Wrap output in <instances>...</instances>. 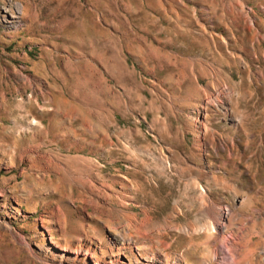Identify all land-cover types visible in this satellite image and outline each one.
Masks as SVG:
<instances>
[{
	"label": "rangeland",
	"instance_id": "1",
	"mask_svg": "<svg viewBox=\"0 0 264 264\" xmlns=\"http://www.w3.org/2000/svg\"><path fill=\"white\" fill-rule=\"evenodd\" d=\"M212 87L231 109L209 110L203 149ZM190 184L264 219V0H0V264H93L111 229L199 264L218 204Z\"/></svg>",
	"mask_w": 264,
	"mask_h": 264
},
{
	"label": "bare ground",
	"instance_id": "2",
	"mask_svg": "<svg viewBox=\"0 0 264 264\" xmlns=\"http://www.w3.org/2000/svg\"><path fill=\"white\" fill-rule=\"evenodd\" d=\"M211 91L213 92L214 97L210 96L209 98L205 99V102L200 104L201 107L199 108V113H200V116H202V118L201 119L197 118V120H196V123L197 122L199 123L197 125L198 131H197L196 135L198 138H200L201 148H203V149H206L209 147H212V148L217 147V143H216L215 138H214L215 137L214 131L212 128H210L208 126V120H209V116H210L209 110H214L215 112L219 110V111L223 112L224 114H227L230 112L229 109H231L228 106V104L230 103L231 97H232L231 95L233 94V90L231 88L225 89L224 93H220V92L218 93L214 87L211 88ZM232 126H233V129L241 131L242 119L237 120V121L235 120L233 122ZM206 133H210V136H211L210 141H206L204 139V134H206ZM233 142H235V141H233L232 136L229 135L228 137H226L224 145H223V147L230 153L233 151ZM218 175H220V174H218ZM227 177H229V176H227ZM210 178H211L210 182H212L213 184H215L217 182L216 180L218 178H216V180H214L215 175H211ZM221 180L223 181V177ZM220 181H218V182H220ZM228 182L229 181H227V180L225 183L223 182L222 188L226 191H231V190H233V188L231 186L232 182L229 184H228ZM198 185L197 184H190L189 188L194 189L199 193L198 195H199L200 202H203V203L208 202V203H211L213 205L218 204V207H216L217 208L216 213H213L214 216H212L211 219H209L208 224L204 228H202V230H201L203 235H205V237L203 236L205 239L203 242H205L206 245H209L210 251L208 250V252H209L208 256H206L203 259L201 258V260H199V264H216L218 261L217 259L218 258L220 259L223 256H225L228 259L227 264H233V263L235 264L236 258H238L239 254H240V248L238 246L236 248L235 243L233 241L236 238H239L242 240V250L244 249L245 252L252 258V261L254 262V264H264V221H263L264 219L263 220L260 219L262 216L259 218L258 215L260 212L259 213L255 212L258 215L256 214L257 218L254 222L251 220H249V221L246 220L247 218L244 220L243 213L239 210L234 209V207L232 206L234 204L231 205L228 202H226V200L222 198L223 196H220V198H218L217 200L211 199L210 198L211 196L209 197L207 192L200 187L201 185L200 186H198ZM217 185L219 187L221 186L219 184H217ZM263 192H264V189H260V191L253 192V195L261 197L262 195H264ZM251 195H252V193H251ZM246 196L249 197L250 195L248 196V195H244L242 193L236 195V198L239 201L238 205H241L242 203H246V200H247ZM213 202H215V203H213ZM253 216H255V215H253ZM173 225H174L173 222H172V225L165 223L163 228H162L163 232L166 230H169V229H175V227ZM190 227L185 226L184 228L181 229V232L184 235H189V236H190V234L199 232L198 230L190 229ZM226 231H230L231 236L234 239H231L232 237L230 239L224 238V235H226L225 234ZM124 236L125 235L123 234L122 230H115V229L108 230L107 236H106V241H105L106 245H99L94 250H92L91 247H88L87 258L90 259L93 264H169L168 263L169 262L168 257L170 255L167 257V256L161 254L160 252L156 251V250H155V252H152V251L146 249L148 247L144 246V248H143L142 247L143 245L138 246L137 245L138 241L136 242V241L132 240L131 238H125ZM156 242H157V240H156ZM131 244L135 245L134 250H132V251L130 250V247H129V246H131ZM148 244H149V242H148ZM150 244H152V243H150ZM164 244H166V243L164 242L162 244V247ZM165 247H166V245H164V248ZM168 247H169V245H168ZM105 248H107L109 250L108 254L104 257L103 261H98V257H97L98 252L103 254V251ZM142 248L146 250V253L138 254L139 251H141L140 249H142ZM60 249L63 251V254H61V256H60L61 261L63 258H66V255H65L66 253L73 254L75 256L79 254V250L72 249L68 246L61 247ZM155 249H158V248H155ZM122 252L128 253L129 261H127V262L123 261V259L121 257ZM67 260L70 261L68 264H72L73 260L71 258H67ZM171 260H172L173 264H187L184 262V260L181 256H174V257H172ZM171 260H170V262H171ZM244 262L246 263L245 260H244ZM219 264H220V262H219Z\"/></svg>",
	"mask_w": 264,
	"mask_h": 264
}]
</instances>
